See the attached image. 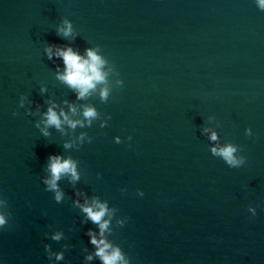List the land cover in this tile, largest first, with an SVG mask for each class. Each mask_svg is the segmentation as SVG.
<instances>
[{"label": "water", "instance_id": "water-1", "mask_svg": "<svg viewBox=\"0 0 264 264\" xmlns=\"http://www.w3.org/2000/svg\"><path fill=\"white\" fill-rule=\"evenodd\" d=\"M0 264H264V0H0Z\"/></svg>", "mask_w": 264, "mask_h": 264}]
</instances>
